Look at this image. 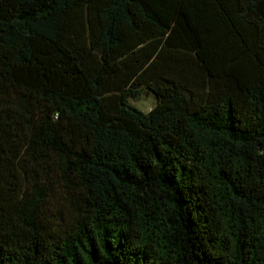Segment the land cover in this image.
I'll return each instance as SVG.
<instances>
[{"label":"trees","instance_id":"obj_1","mask_svg":"<svg viewBox=\"0 0 264 264\" xmlns=\"http://www.w3.org/2000/svg\"><path fill=\"white\" fill-rule=\"evenodd\" d=\"M0 264H264V0H0Z\"/></svg>","mask_w":264,"mask_h":264},{"label":"rangeland","instance_id":"obj_2","mask_svg":"<svg viewBox=\"0 0 264 264\" xmlns=\"http://www.w3.org/2000/svg\"><path fill=\"white\" fill-rule=\"evenodd\" d=\"M129 102L134 109L143 114H147L155 103L154 99L145 93H142L138 98L130 100Z\"/></svg>","mask_w":264,"mask_h":264}]
</instances>
